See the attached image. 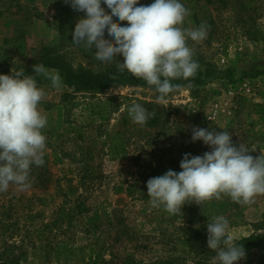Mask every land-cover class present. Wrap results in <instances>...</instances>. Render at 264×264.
Wrapping results in <instances>:
<instances>
[{
    "label": "rangeland",
    "instance_id": "obj_1",
    "mask_svg": "<svg viewBox=\"0 0 264 264\" xmlns=\"http://www.w3.org/2000/svg\"><path fill=\"white\" fill-rule=\"evenodd\" d=\"M180 2L189 11L181 27L192 30L204 25L207 29L204 40L187 41L193 50V59L201 62L202 68L204 64L221 71L233 68L234 73L228 77L232 80L208 79L200 86L179 88L169 94L166 104L158 102L157 92L140 86L115 87L97 94V97H135L165 110L163 118L153 125H139L131 120L132 126L128 127L121 124L123 105L102 122L90 115L89 93L73 92L62 83L55 87L44 74L33 73V66L40 65V48L55 43L59 37L55 19L59 9L55 0H0V67L10 72L27 70L24 74L33 75L38 87L46 93L39 105L47 117V126L43 130L46 136L44 164L31 167L30 187L26 190L13 184L7 191L0 192V213L6 211L7 223H11L5 235L0 236V245L3 240L8 243L22 241L26 248L22 264H86L88 249L84 246L92 240L79 222L83 217H78L63 232L46 231L41 236L34 233L42 223L51 220L61 204L71 205L82 192L79 160L83 155L80 147L92 145L95 158L100 157L90 163L96 160L104 177L102 186L90 188L88 201L101 212L121 207L129 226L138 234L150 236L148 247L144 249L134 248L129 243L116 247L120 253H132L137 260L144 262L163 254L165 247L157 240L159 233L163 229L170 235L176 234L178 222L159 223L157 219L165 215L160 208L150 205V197L139 199L114 193L111 183L116 178L122 177L125 187L134 182L137 194H147L150 163L154 166L160 162H174L177 170L174 168L173 171L179 172L185 153L202 156L210 151L202 141L192 142L193 128L226 130L231 134L233 144L247 148L249 155L254 158L264 155V0ZM103 8L107 12L106 7ZM75 20L76 13L73 14V23ZM19 36H23L26 42L24 55L16 54L11 45L4 42ZM66 52L73 65L81 62L92 67H116L123 62V58L117 55L111 64L102 65L95 59L94 52L84 56L76 46ZM45 69L50 74L58 73L51 68ZM118 129L124 130V136L130 139L128 156L110 160L101 156L103 152L98 155L97 149H101L103 143L101 135ZM85 158L86 155L84 161ZM108 178L111 179L109 185L105 182ZM40 197L44 199L42 202ZM220 199L231 198L221 194ZM219 211L218 216L229 220L228 234L234 239L261 232L258 228L264 224V195L256 196L253 203H239L235 208L225 206ZM28 215L33 217L26 219ZM107 234L106 229L103 236ZM260 251H264V244L262 250L253 248L247 251L235 264H258Z\"/></svg>",
    "mask_w": 264,
    "mask_h": 264
},
{
    "label": "clouds",
    "instance_id": "obj_2",
    "mask_svg": "<svg viewBox=\"0 0 264 264\" xmlns=\"http://www.w3.org/2000/svg\"><path fill=\"white\" fill-rule=\"evenodd\" d=\"M65 2L84 13L75 24L72 42L94 50L95 59L105 66L121 56L120 70L153 86L161 104H166L177 87L173 80L196 74L199 64L187 41L204 40L207 29L204 25L192 30L181 27L189 11L180 0H153L149 5H141L140 0ZM11 73L0 74V192L13 184L21 190L30 187L31 167L44 164L46 149L43 130L47 117L39 107L46 93L33 75H25L24 70ZM33 73L44 74L53 86H61L59 74L48 73L43 65L33 66ZM128 111L139 125L153 115L138 103ZM191 140L202 141L210 151L202 156L185 153L179 164L181 171L168 170L150 178L146 188L153 208L174 215L181 213L186 203L201 205L220 199L221 194L241 204L253 203L256 196L264 195V155H249L247 148L233 144L226 130L193 128ZM229 228L224 216H215L207 223V247L216 253L215 264H235L245 256L242 245L228 234Z\"/></svg>",
    "mask_w": 264,
    "mask_h": 264
},
{
    "label": "trees",
    "instance_id": "obj_3",
    "mask_svg": "<svg viewBox=\"0 0 264 264\" xmlns=\"http://www.w3.org/2000/svg\"><path fill=\"white\" fill-rule=\"evenodd\" d=\"M224 2L225 0H221ZM58 4V12L55 16L58 22L59 37L55 43L43 45L40 48L38 59L40 65L46 68L54 69L58 72L61 83L70 87L76 93H89L91 101L89 105L90 115L98 117L100 121H105L108 115L112 112L120 110V105H123L121 124L131 127V117L129 115V107L133 104H141L148 112L153 115L148 119L146 124L153 125L163 118L164 108L153 102L144 101L135 97H127L122 95H108L106 97H97V94L104 93L110 88L115 87H145L153 91L154 87L146 83L142 79L129 74L127 71H121L119 66L116 67H92L78 62L76 65L67 57L66 50H72L76 46L78 52H82L84 56L87 53H93L94 50L85 48L83 45H77L72 42V32L78 19L84 16L83 12L75 11L65 0H55ZM153 0H140L141 5H149ZM211 2V0H206ZM139 6V5H137ZM101 7H106L101 5ZM76 13V20L73 23V14ZM117 24V21H113ZM127 23V22H126ZM126 23H122L125 25ZM120 25V23H119ZM107 40V32L105 33ZM70 41L69 45L67 41ZM4 42L11 45L14 52L18 55L26 53V42L23 36H19L14 40H5ZM69 46V47H68ZM114 46V45H113ZM196 61V59H194ZM198 62V61H197ZM201 62H198L199 68L196 74L188 79H176L172 83L177 87L175 90L182 87L200 86L208 79L224 80L230 78L233 68H228L224 71L217 70L213 65L204 64L202 68ZM0 74H12L7 68L0 67ZM27 71V70H26ZM24 71V73L26 72ZM228 80H232L229 79ZM174 90V91H175ZM173 91V92H174ZM156 92V91H155ZM166 113V112H165ZM124 130L106 131L103 133V143L101 149H97V154L107 156L110 160L122 159L128 156L127 144L130 140L125 137ZM80 152L83 157L86 155L85 161L79 160L81 163L79 183L82 192L72 201L71 205L66 206L61 204L54 216L48 223H42L34 233L43 235L46 231L63 232V229H69L78 217H83L79 222L84 226L85 233L90 236L91 240L84 247L88 249L86 256V264H215L213 257L216 255L214 251L207 247V223H210L212 218L218 216L219 209L225 206L235 208L239 203H234L231 199L221 200L212 199L201 205L196 203H186L181 209V213L174 215L169 214L163 208L162 214L157 221L165 223H174L177 221V233L170 235L161 229L157 240L163 243L165 249L163 254L156 256L152 261L144 262L137 260L132 253H120L117 246L129 243L134 248L148 247L150 236L138 234L127 223V218L123 214L121 207L115 206L110 212H101L88 201L90 188L93 186L100 187L103 182L102 172L99 170L98 162L100 155L95 158L92 145L80 147ZM96 159L93 163L90 160ZM151 169L148 178L158 177L165 174L168 170H177L176 163L171 162L165 164L157 163L154 166L149 164ZM46 170V169H44ZM108 178L107 185L110 182ZM113 180V179H112ZM122 177L116 178L111 183V189L114 193L126 194L131 198L147 199V194H137L134 182L125 187ZM137 194V195H136ZM230 198V197H229ZM40 202L44 199L40 197ZM89 202V203H88ZM230 208V207H229ZM91 212V214H90ZM32 215L26 216V219L32 218ZM104 224V226H102ZM11 223H7L6 211L0 213V236L5 235ZM108 230L107 236H103V231ZM261 232L251 233L248 236L235 239L240 243L245 253L253 248L262 250L264 244V224L261 225ZM55 236V234L53 235ZM26 248L22 241L8 243L3 240L0 245V264H22L25 256ZM258 264H264V251H260Z\"/></svg>",
    "mask_w": 264,
    "mask_h": 264
},
{
    "label": "built area",
    "instance_id": "obj_4",
    "mask_svg": "<svg viewBox=\"0 0 264 264\" xmlns=\"http://www.w3.org/2000/svg\"><path fill=\"white\" fill-rule=\"evenodd\" d=\"M249 91V90H248Z\"/></svg>",
    "mask_w": 264,
    "mask_h": 264
}]
</instances>
